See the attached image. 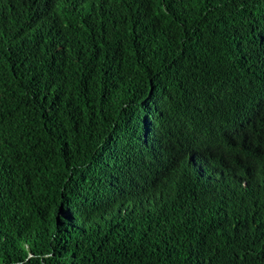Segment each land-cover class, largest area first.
I'll return each instance as SVG.
<instances>
[{
  "label": "trees",
  "instance_id": "1",
  "mask_svg": "<svg viewBox=\"0 0 264 264\" xmlns=\"http://www.w3.org/2000/svg\"><path fill=\"white\" fill-rule=\"evenodd\" d=\"M0 264H264V0H0Z\"/></svg>",
  "mask_w": 264,
  "mask_h": 264
},
{
  "label": "clouds",
  "instance_id": "2",
  "mask_svg": "<svg viewBox=\"0 0 264 264\" xmlns=\"http://www.w3.org/2000/svg\"><path fill=\"white\" fill-rule=\"evenodd\" d=\"M21 59H22V57H21ZM15 62H16L15 60H12L10 63L7 64V66L12 67Z\"/></svg>",
  "mask_w": 264,
  "mask_h": 264
}]
</instances>
